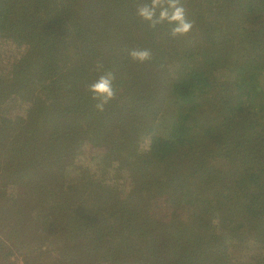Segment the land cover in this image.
Wrapping results in <instances>:
<instances>
[{
    "label": "trees",
    "instance_id": "1",
    "mask_svg": "<svg viewBox=\"0 0 264 264\" xmlns=\"http://www.w3.org/2000/svg\"><path fill=\"white\" fill-rule=\"evenodd\" d=\"M141 2L0 0V264H264V0H182L176 37Z\"/></svg>",
    "mask_w": 264,
    "mask_h": 264
},
{
    "label": "clouds",
    "instance_id": "2",
    "mask_svg": "<svg viewBox=\"0 0 264 264\" xmlns=\"http://www.w3.org/2000/svg\"><path fill=\"white\" fill-rule=\"evenodd\" d=\"M137 15L149 22L153 29L166 22L173 37L189 33L194 24L188 19L182 0H143L137 6ZM130 56L133 60L144 62L150 59L151 53L147 49H134ZM114 80V73L108 70L89 86L93 99L98 101L96 108L100 111H103L105 105L115 96Z\"/></svg>",
    "mask_w": 264,
    "mask_h": 264
},
{
    "label": "rangeland",
    "instance_id": "3",
    "mask_svg": "<svg viewBox=\"0 0 264 264\" xmlns=\"http://www.w3.org/2000/svg\"><path fill=\"white\" fill-rule=\"evenodd\" d=\"M0 43V57H3L6 55V53L12 57L17 55L19 52L18 49H16L13 44H5L4 46ZM226 82V86L228 91L232 90V86L229 82ZM96 149H93L92 147H88L85 152H83L82 155H79L77 158L78 164L80 166L81 171L83 168L91 167L90 174L94 178H101L102 176H111L115 170L114 166H108L101 163L100 159L93 158L95 157ZM197 208L203 210L205 214H207V219L211 221L213 224L218 222V212L213 207H207L204 203L201 202V204L197 205ZM154 213L158 214L161 218H168L170 217V210L167 209L166 203L164 201L157 202L154 206ZM260 252L259 245L256 243H248L247 245H242L237 248L234 252V256L238 259H250L254 255L258 254ZM19 263L22 264V260H19Z\"/></svg>",
    "mask_w": 264,
    "mask_h": 264
}]
</instances>
